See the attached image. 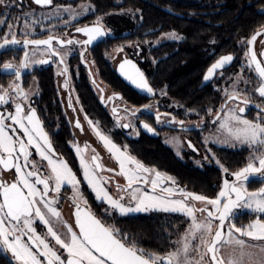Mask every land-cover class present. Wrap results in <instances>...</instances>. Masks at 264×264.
<instances>
[{
    "label": "flooded vegetation",
    "instance_id": "af4514ba",
    "mask_svg": "<svg viewBox=\"0 0 264 264\" xmlns=\"http://www.w3.org/2000/svg\"><path fill=\"white\" fill-rule=\"evenodd\" d=\"M164 1H166V4L161 5L162 8L169 11L168 6L172 5L177 9L176 14L179 16L210 18L209 20L206 19L208 24H211L210 28H213L212 24L215 16L228 17L231 12L237 9V15L242 17L245 21L244 28L246 29L245 32H247L240 41L250 38L261 26H264V14H262V12H264V0ZM6 2L9 4V7L5 8L0 6V13H2L0 19L7 18L8 23L16 21V27L13 31L17 39L21 41L24 39L45 40L51 35L54 37L52 42L53 49L58 50L61 55L65 52L68 54L63 56L64 63L61 64V56L49 54L46 46L43 45L38 47L29 45L25 48L21 43L20 45L11 46L6 50H0V62L12 61L16 65L23 60L25 52L29 55V67L21 70V78L19 81L23 90L29 94L28 99L25 100L22 97H16L15 101L9 99L8 104H0V113H2L4 117H7L10 113L14 114L16 102L22 104V107L25 109V114L28 112L29 107L36 110L37 117L41 121L43 130L47 133L52 148L54 149L55 155H53L52 158L57 159L60 157L68 164L76 174L78 180H80V190L84 198L88 201V207H90L92 212L98 217H101L106 224L114 225L122 231L118 223L119 219L146 215L158 211L131 216H121L117 211L112 212L110 215L105 214L104 210L108 208V205L96 199L94 192L84 180L80 165V155H82L85 160H89V162H91L92 155H98V162L101 163L105 169L104 171H99V176L110 180V183L106 185L110 193L116 190L117 184L121 186L125 185L126 180L124 178L119 180L117 175L119 168L118 163L112 153L105 147L103 141L100 140L95 129H98L100 133L110 138L115 145L127 150L145 166L154 167L155 170L161 172L164 176L174 178L177 187L207 197H215L221 190L223 181L228 179L230 182H233L235 178L231 173L246 166L251 149L246 145L231 140L226 132L219 129L220 121L216 119L217 115H220L221 119H223L224 112L228 109H235L238 104L244 106L240 103V100L228 101L227 107L221 111V106L224 105L226 101L225 90L229 92L232 91V84L236 76L239 74L244 78H255L254 72L243 68L245 63V49L242 48L240 41L237 48L232 52L220 51L215 53L214 40L212 37L207 45L202 47L199 57L200 59H202L204 55L206 57L201 63L204 64V66L202 65L204 67L203 80L208 69L222 56L231 54L234 59L229 66L216 70L215 74L206 85L208 86L207 89H200V91L194 89V95L191 100L193 104L187 105L182 103L179 99L172 100L169 98L165 88H153L155 91L153 97L141 94L128 85L117 72L120 64L127 59L131 61L132 64L136 63L139 65L148 79L151 64L155 61L153 57H149V50L167 42H176L177 44L183 43L185 41V36L181 31H162L156 39L148 40L144 44L136 41L117 44L116 38L120 34L127 35L130 29L129 26L124 29V27H119L112 23L111 20L108 21V16L129 17V15H135L136 12L129 11V9L112 11L107 9V7L101 10L103 12H100L95 9L91 0H79L77 3H72L76 2V0H52L51 5H37L34 0H6ZM82 5H90L92 10L83 13L81 11ZM64 6H71L81 14L76 15L75 18L74 13H77L75 10L60 11L59 14H57L56 9H60ZM77 9H79V11ZM68 12H72L73 14ZM26 14H31L27 16L29 21H34V23L29 24L27 29L24 28ZM88 16L89 18H86ZM98 17L102 18L101 25L108 33L105 37L93 41L92 44L86 47L81 44H65L62 47L57 43V39L65 41L68 39L78 41L86 40L87 36L81 32H77L76 28L84 27L85 25L91 26ZM16 18H19V20H16ZM214 25L220 26L221 24L219 22H214ZM222 29L228 30L229 28L223 25ZM7 31V24L0 25V43H2L4 33ZM25 32L28 34L25 35ZM171 32H175L177 35L183 37V39L166 40L165 34ZM161 37H163V40L159 41L158 39ZM10 38L11 37H9V39ZM262 39H264V36L257 37L254 49L257 52L258 59L264 61V57L259 55L262 50V45L260 43ZM120 49L123 50L120 51ZM82 52L83 56H81ZM102 54H104V58L110 65L107 68L108 70L106 69L104 73L100 72L99 67ZM41 59L47 60L48 62L45 64L38 63L37 61ZM193 59L196 61L197 56L195 55ZM0 67H2V65H0ZM65 67L67 68V72L63 75H58ZM14 80L15 77L13 75L0 72V86L3 88H7L9 83ZM66 80L68 82L67 87H65ZM118 83L121 85L118 86ZM244 88L245 85L243 83L238 85V89ZM250 90L251 88L249 86V91ZM162 91L166 94H162ZM198 92L206 94V97L204 99L195 97ZM15 95L16 94L13 92L12 96ZM241 95L243 96L244 93L241 92ZM70 99L72 107L68 106ZM262 99L264 98H259L258 94L254 95L250 101V106L246 108L242 116L249 120L257 119L258 109L253 105L260 103ZM77 100L79 102H77ZM146 106L150 107L146 108ZM113 109H115V112ZM209 109L212 111L209 112ZM157 115L160 117L159 122L157 121ZM85 117H87V119H85ZM77 120L81 125L79 128L75 126ZM89 120L93 122V125L88 123ZM178 121H184L183 126L177 123ZM144 122L152 126L159 133V136L154 137L143 132L140 125ZM4 123L8 126L6 127V131L9 135H12L14 139L19 136L25 141L27 140V137H24L22 131L19 129V125L14 124L10 119H5ZM25 123H27V121H25ZM124 124L129 125V127H123L122 125ZM13 129H16V132H13ZM134 130L137 131L136 137L132 135ZM169 133H183L185 147L180 155H178L171 146L165 143L163 135ZM142 134L147 138L159 139L174 152V156L182 165L189 166L193 169L191 171L194 173L198 172L200 173L199 175L208 176L214 171L217 172L219 179L216 182L218 184L216 194L210 196L199 192L192 188L190 184H186L182 181L179 175L180 172L175 175L168 168H159L155 164L148 163L134 154L131 150V143L134 139H139ZM226 140L230 142H225ZM189 144H191L192 147H190ZM232 144H235V146H232ZM86 145L87 147H85ZM77 146L81 150L80 155L77 154ZM193 149H195V151ZM29 151L32 153L29 159L40 165V176H48L50 174V167L47 166V161L41 159L36 153L35 148L30 147ZM230 159H238L240 165L235 169H231L229 166ZM217 161H219V164ZM20 163L23 164L22 157L20 158ZM221 165L229 171L227 173L224 172ZM0 169H2V166H0ZM107 169H112L113 171H107ZM31 170V164L24 168L25 172ZM14 171V169L11 171L4 170L0 172V178L10 183L14 179ZM166 182L167 181L164 180L163 184H166ZM140 185L152 191L150 185ZM37 188L42 190L43 185H37ZM246 188L249 192H256L264 188V183L252 179L246 184ZM156 192H158V189ZM72 196L73 190L71 186L64 185L59 194L50 190L47 199L57 198V204L54 206L61 212L63 220L69 225H72L74 230L78 232V228L75 227L74 213L76 209ZM0 202H2V198H0ZM166 214L183 216L174 213ZM244 217L252 218L253 214L248 210L239 211L235 221L237 226L242 225ZM186 219L188 220V218ZM35 223L37 232H46L45 226L38 220ZM189 223L190 221L188 220V224ZM216 223H218V221ZM61 231L65 230L61 229ZM122 233H126L130 238L129 233L123 231ZM24 239L27 240V236H25ZM48 239L51 240L50 237ZM51 242L54 244V241ZM56 247L59 248L58 245H56ZM60 251L63 252L64 250L61 249ZM166 252L157 253L163 255ZM64 255H66V253H64ZM0 264H16V262L11 258V253H5L3 250H0Z\"/></svg>",
    "mask_w": 264,
    "mask_h": 264
},
{
    "label": "snow or ice",
    "instance_id": "6c2138e0",
    "mask_svg": "<svg viewBox=\"0 0 264 264\" xmlns=\"http://www.w3.org/2000/svg\"><path fill=\"white\" fill-rule=\"evenodd\" d=\"M34 2L37 5L52 4V0H34ZM0 6L7 8L9 4L6 0H0ZM91 10L90 5L81 6L83 13ZM56 11L59 14L60 11L72 10L69 7L56 9ZM28 15L31 14H26L25 29L30 23H34L27 19ZM76 15L79 13H74V18ZM101 20L102 18L98 17L93 25L76 28L77 32L87 36L86 40L57 39V43L62 47L65 44H81L85 47L92 44L93 41L108 34L103 29ZM4 24H7L8 31L4 33L0 50H6L21 43L25 48L29 45L37 47L43 45L46 46L49 54L60 55V63H64L63 56L68 53L61 55L58 50L53 49V36L50 35L45 40L24 39L21 41L16 38L13 31L16 21L8 23L7 18L0 19V25ZM27 34L25 32V35ZM259 36H264V26H261L250 38L240 41L242 48L245 49L243 68L254 72L255 78H244L238 74L232 84V91L225 90L226 101L221 106V111L227 107L228 101L240 100L244 106L238 104L235 109H228L224 112L223 119L220 115L216 116V119L220 121L219 129L226 132L231 140L251 149L250 156L245 167L231 173L235 178L233 182L228 179L223 181L221 190L215 197L195 194L178 187L162 188L163 195L150 194L147 190L141 189L140 184L150 185L152 193H156L158 186L165 179L171 181L173 185L176 182L174 178L164 177L159 171L146 167L127 154L126 150L121 151L110 138L95 129L105 147L118 161L120 168L118 174L126 180L125 185H116L118 195L114 197L106 187L110 180L99 176V171L105 169L98 162V155H92L91 162L86 161L80 155L81 150L77 146L83 178L94 192L96 199L108 205V208L104 210L105 214L110 215L115 211H118L120 215L163 211L180 213L188 218L190 223L182 235L172 242V250L161 255L139 247L134 238H129L126 233H122L114 225L106 224L101 217L93 213L80 190V180L76 174L62 158H52L55 152L37 117L36 110L29 107L25 114V109L20 102L15 103L14 114L10 113L4 117L0 113V166H2L0 172L15 170L12 182L9 183L0 178V198H2L0 202V250L11 253V258L16 264H264V188L256 192H249L246 188V184L252 179L264 183V99L253 105L258 109L257 119L249 120L242 116L246 108L250 106L254 95L258 94L259 98H264V61L258 59L254 49ZM165 38L183 39L175 32L165 34ZM260 43L262 50L259 55L264 57V39ZM233 59L231 54L222 56L208 69L204 80L211 79L217 69H223ZM37 62L45 64L48 61L41 59ZM0 65H2L0 72L15 77L7 88L0 86V104H8L9 99L15 101L16 97L27 100L29 94L23 90L19 81L21 70L29 67L28 53H24V58L18 65L12 61H3ZM119 67L122 75L137 88L154 94L144 73L131 61L125 59ZM66 72L65 67L58 75ZM67 83L66 80L65 87ZM240 83L245 85L244 89H238ZM13 92L15 96H12ZM241 92L244 93L243 96ZM162 94L166 93L162 92ZM68 106L72 107L71 99ZM113 111L115 112V109ZM211 111L209 109V112ZM5 119H10L14 124L19 125V129L27 140L19 136L14 139L12 135H9L6 131L8 126L4 123ZM159 120L160 117L157 115V121ZM88 123L93 125L90 120ZM177 123L183 126L184 121ZM75 126L81 127L78 120ZM122 126L129 127L127 124ZM143 127L150 132L153 131L148 124H144ZM13 132H16V129H13ZM189 146L192 147L191 144ZM30 147L35 148L41 159L47 161V166L50 167L48 176L41 177L40 165L29 159L32 156L29 151ZM21 157L23 164L20 163ZM217 163L219 164V161ZM30 164L32 170L25 172L24 168ZM221 168L226 173L229 171L223 165ZM107 171L113 170L107 169ZM37 185H43L42 190L37 188ZM64 185H70L73 190L72 200L76 209L75 227L78 228V232L63 220L61 212L54 206L57 204V198L47 199L50 190L59 194ZM177 193L180 199L173 198ZM125 195L128 197L127 201H125ZM195 202H199L201 206L198 207ZM241 210H248L255 214V219L247 225L237 226L235 221ZM37 220L45 226L46 232H37L35 223ZM25 236L27 240L24 239ZM49 237L51 240L48 239ZM51 241H54V244ZM61 249L64 251L61 252Z\"/></svg>",
    "mask_w": 264,
    "mask_h": 264
},
{
    "label": "trees",
    "instance_id": "16d2710c",
    "mask_svg": "<svg viewBox=\"0 0 264 264\" xmlns=\"http://www.w3.org/2000/svg\"><path fill=\"white\" fill-rule=\"evenodd\" d=\"M91 1L95 9L100 12H103L101 10L105 7L112 11L129 9V11L136 12L132 16L134 19L129 20V23L122 16H108V21L111 20L112 23L124 29L129 26L130 29L127 35L120 34L116 38L117 44L129 41L144 44L148 40L156 39L162 31H181L185 36L183 43L167 42L149 50V57H153L155 61L151 64L148 79L153 88H165L169 98L179 99L187 105L193 104L191 100L194 89L200 91V89L208 88L206 85L201 87L204 75V64L201 63L206 58L205 55L202 59L199 57L202 47L206 46L212 37L215 53L232 52L237 48L240 39L247 34L244 28L245 21L237 15V9L228 17L215 16L214 22H219L221 25L215 26L213 22V28H210L211 24L206 21L210 18L179 16L176 14L177 9L172 5L168 6L169 11L162 8L161 5L166 4L164 0ZM223 25L228 26L229 29H222ZM195 55L197 56L196 61L193 59ZM109 66L102 54L99 64L100 72L104 73ZM120 85L118 83V86ZM195 97L204 99L206 94L198 92ZM131 150L142 160L155 164L159 168H168L175 175L180 172L182 181L190 184L195 190L210 196L216 194L218 187L216 182L219 179L217 172L214 171L208 176L199 175L198 172L194 173L191 171L192 168L182 165L174 156V152L159 139L147 138L142 134L139 139H134L131 143ZM238 161V159H230V168L238 167L240 165ZM249 218L244 217L242 222L248 223ZM118 223L122 231L129 233L130 238H134L139 247L163 253L172 249V242L176 241L186 228L188 220L179 215L152 212L119 219Z\"/></svg>",
    "mask_w": 264,
    "mask_h": 264
},
{
    "label": "rangeland",
    "instance_id": "374dc122",
    "mask_svg": "<svg viewBox=\"0 0 264 264\" xmlns=\"http://www.w3.org/2000/svg\"><path fill=\"white\" fill-rule=\"evenodd\" d=\"M71 8V10H75L73 7H71V6H68V7H66V6H64V7H62V8H60V9H64V8ZM78 11H79V9H77ZM76 11V10H75ZM77 12V11H76ZM68 13H70V14H73L72 12H68ZM78 13V12H77ZM79 14H81V13H79ZM123 19L125 20V21H127V23H129V20H133L134 18L132 17V16H129V17H123ZM172 33V32H171ZM168 38H166V40H167ZM159 41L160 40H163V37H161V38H159L158 39ZM164 40H165V38H164ZM162 92H164V91H162ZM132 135L134 136V137H136L137 136V131L136 130H134L133 131V133H132ZM163 139H164V141H165V143H167L169 146H171L174 150H175V152L178 154V155H180L181 154V152H182V150L184 149V147H185V138H184V136H183V133H169V134H164L163 135ZM117 146V145H116ZM117 147H119V146H117ZM120 149H121V151H125L123 148H121V147H119ZM108 149V148H107ZM126 152H127V154H129L130 156H132L127 150H126ZM113 155V154H112ZM114 157V156H113ZM132 157H134V156H132ZM115 158V157H114ZM135 158V157H134ZM136 159V158H135ZM116 160V159H115ZM137 160V159H136ZM86 161H89V160H86ZM117 161V160H116ZM137 161H139V160H137ZM140 162V161H139ZM117 163H118V161H117ZM118 166H119V163H118ZM146 167H148V166H146ZM149 168H151V169H154V167H149ZM119 171H120V168H118V173H119ZM157 171V170H156ZM117 173V175H118V177H119V180L121 179V178H124L122 175H119ZM161 173V172H160ZM162 174V173H161ZM163 175V174H162ZM164 176V175H163ZM164 177H167V176H164ZM125 179V178H124ZM167 182H166V184H160L159 186H158V192H156V193H152V191H150L148 188H146L145 186H141V185H139V187L141 188V189H143V190H147L150 194H159V195H163V193H161V189L162 188H164V187H177L176 185H173L172 183H171V181H168L167 179H165ZM178 188H180V187H178ZM129 191H131V190H129ZM187 191V190H186ZM188 192H191V191H188ZM193 193H195V192H193ZM110 194H112L114 197L115 196H117L118 194H117V192H116V190H114L112 193H110ZM195 194H198V193H195ZM120 195H123V193H120ZM174 199H180L181 197L179 196V194L177 193L174 197H173ZM128 200V197H127V195H125V201H127ZM196 204H197V206L199 207V206H201L200 205V203L199 202H195ZM210 207V206H209ZM118 212V211H117ZM149 212H152V211H149ZM149 212H139V213H131V214H128V215H121V216H131V215H140V214H145V213H149ZM158 212H163V211H158ZM119 213V212H118ZM165 213H174V214H180V213H175V212H165ZM253 214V213H252ZM180 215H182V214H180ZM197 215L198 216H200V214L199 213H197ZM255 216V214H253V217ZM249 218L250 220H249V222L248 223H250L253 219H255V217L254 218ZM187 218V217H186ZM248 223H242V225H247ZM242 225H240V226H242Z\"/></svg>",
    "mask_w": 264,
    "mask_h": 264
},
{
    "label": "water",
    "instance_id": "95a60500",
    "mask_svg": "<svg viewBox=\"0 0 264 264\" xmlns=\"http://www.w3.org/2000/svg\"><path fill=\"white\" fill-rule=\"evenodd\" d=\"M232 63V62H231ZM230 63V64H231ZM135 66H136V68H138L141 72H143V70L142 69H140V67H139V65H137L136 63H133ZM230 64H228V65H226V66H229ZM88 65V64H87ZM117 72H118V74L123 78V80L128 84V85H130L131 87H133L136 91H138L139 93H141V94H144V95H148L149 97H153L154 95H155V91H154V94H149V93H147L146 91H143V90H141V89H139V88H137L134 84H132L131 83V81H129L128 79H126L125 78V76L124 75H122V73H121V71H120V67L117 69ZM144 73V72H143ZM144 76H145V78L147 79V77H146V75L144 74ZM94 79V78H93ZM147 81H148V79H147ZM209 81H210V79L208 80V81H205V80H203V82H202V84H201V87H204L205 85H207L208 83H209ZM148 83H149V81H148ZM149 85H150V83H149ZM151 86V85H150ZM152 87V86H151ZM153 88V87H152ZM154 90V89H153ZM144 124H148V123H142L141 125H140V127H141V129L143 130V132H145L146 134H148V135H151V136H154V137H158L159 136V133L152 127V126H150L149 124V126L153 129V131H148L147 129H145L144 127H143V125Z\"/></svg>",
    "mask_w": 264,
    "mask_h": 264
}]
</instances>
